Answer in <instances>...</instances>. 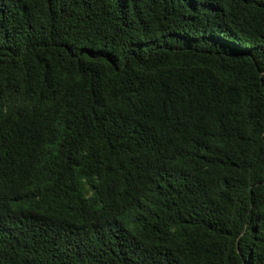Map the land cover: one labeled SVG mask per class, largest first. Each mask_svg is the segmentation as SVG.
Wrapping results in <instances>:
<instances>
[{"label":"trees","instance_id":"16d2710c","mask_svg":"<svg viewBox=\"0 0 264 264\" xmlns=\"http://www.w3.org/2000/svg\"><path fill=\"white\" fill-rule=\"evenodd\" d=\"M0 264H264V0H0Z\"/></svg>","mask_w":264,"mask_h":264}]
</instances>
